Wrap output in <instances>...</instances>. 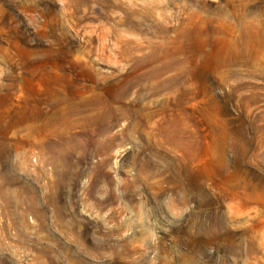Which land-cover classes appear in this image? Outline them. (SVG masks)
Here are the masks:
<instances>
[{"label":"rangeland","instance_id":"1","mask_svg":"<svg viewBox=\"0 0 264 264\" xmlns=\"http://www.w3.org/2000/svg\"><path fill=\"white\" fill-rule=\"evenodd\" d=\"M0 264H264V0H0Z\"/></svg>","mask_w":264,"mask_h":264}]
</instances>
